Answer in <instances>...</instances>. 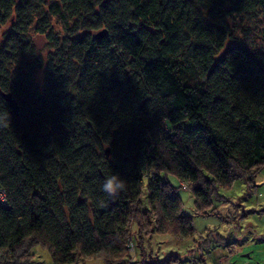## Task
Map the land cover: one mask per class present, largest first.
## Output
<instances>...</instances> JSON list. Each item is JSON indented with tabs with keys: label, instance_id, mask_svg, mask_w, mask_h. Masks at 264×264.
<instances>
[{
	"label": "trees",
	"instance_id": "trees-1",
	"mask_svg": "<svg viewBox=\"0 0 264 264\" xmlns=\"http://www.w3.org/2000/svg\"><path fill=\"white\" fill-rule=\"evenodd\" d=\"M0 26V264L180 263L143 250L193 235L177 189L207 214L264 167V0H0Z\"/></svg>",
	"mask_w": 264,
	"mask_h": 264
},
{
	"label": "rangeland",
	"instance_id": "rangeland-1",
	"mask_svg": "<svg viewBox=\"0 0 264 264\" xmlns=\"http://www.w3.org/2000/svg\"><path fill=\"white\" fill-rule=\"evenodd\" d=\"M1 31L0 26V35ZM33 40L37 50L45 53L43 36L35 34ZM252 177L253 184L237 178L229 186L219 188L222 198L214 196L212 210L201 215L195 212L191 192L184 187L178 188L183 211L192 218L194 233L190 238L179 239L170 233L148 236L143 242L145 254L163 259L174 253L181 262L173 264H264V167ZM168 179L179 184L173 176ZM132 228L136 240L137 229L135 225ZM206 238L209 239L207 245L202 243ZM139 248L137 242V257ZM32 253L33 263H51L45 248L36 245Z\"/></svg>",
	"mask_w": 264,
	"mask_h": 264
},
{
	"label": "clouds",
	"instance_id": "clouds-1",
	"mask_svg": "<svg viewBox=\"0 0 264 264\" xmlns=\"http://www.w3.org/2000/svg\"><path fill=\"white\" fill-rule=\"evenodd\" d=\"M102 190L110 197H115L126 190V181L119 174L108 177L102 185Z\"/></svg>",
	"mask_w": 264,
	"mask_h": 264
},
{
	"label": "water",
	"instance_id": "water-1",
	"mask_svg": "<svg viewBox=\"0 0 264 264\" xmlns=\"http://www.w3.org/2000/svg\"><path fill=\"white\" fill-rule=\"evenodd\" d=\"M100 34H101V32L97 33L96 35H100ZM3 96H4V98H6L8 100L9 105L11 106V109H13V111L15 113L18 112L16 100H14L12 97H10L9 93H4Z\"/></svg>",
	"mask_w": 264,
	"mask_h": 264
},
{
	"label": "built area",
	"instance_id": "built-area-1",
	"mask_svg": "<svg viewBox=\"0 0 264 264\" xmlns=\"http://www.w3.org/2000/svg\"><path fill=\"white\" fill-rule=\"evenodd\" d=\"M6 204H7L6 193L2 188H0V206H5ZM129 246H130L129 248L132 249L131 243Z\"/></svg>",
	"mask_w": 264,
	"mask_h": 264
}]
</instances>
